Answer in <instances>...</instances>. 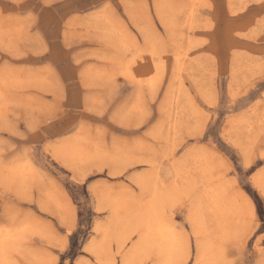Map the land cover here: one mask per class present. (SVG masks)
<instances>
[{
  "label": "rangeland",
  "instance_id": "374dc122",
  "mask_svg": "<svg viewBox=\"0 0 264 264\" xmlns=\"http://www.w3.org/2000/svg\"><path fill=\"white\" fill-rule=\"evenodd\" d=\"M261 215L264 0H0V264H264Z\"/></svg>",
  "mask_w": 264,
  "mask_h": 264
},
{
  "label": "snow or ice",
  "instance_id": "6c2138e0",
  "mask_svg": "<svg viewBox=\"0 0 264 264\" xmlns=\"http://www.w3.org/2000/svg\"><path fill=\"white\" fill-rule=\"evenodd\" d=\"M213 133H209V135H212ZM205 140H207V137H205ZM261 223L264 224V215L260 216ZM262 231H264V228H262Z\"/></svg>",
  "mask_w": 264,
  "mask_h": 264
},
{
  "label": "bare ground",
  "instance_id": "6f19581e",
  "mask_svg": "<svg viewBox=\"0 0 264 264\" xmlns=\"http://www.w3.org/2000/svg\"><path fill=\"white\" fill-rule=\"evenodd\" d=\"M231 211V210H230ZM152 233V232H151ZM166 236H168V234L166 235ZM170 236V235H169ZM161 237V236H160ZM3 238V236L1 237V239ZM166 238V237H165ZM174 238V237H173ZM6 239V238H5ZM162 239V238H161ZM160 239V240H161ZM175 239V238H174ZM3 240V239H2ZM176 240V239H175ZM167 241V240H166ZM169 241V240H168ZM177 241V240H176ZM162 244V243H161ZM164 244H165V242H164ZM160 245V244H159ZM163 245V244H162ZM175 245V244H174ZM173 244H172V246H174ZM171 246V247H172ZM175 247V246H174ZM169 249V248H168ZM170 251V250H169ZM167 252V251H166ZM169 253V252H168ZM168 253H167V256H168ZM204 255V254H203ZM203 255H202V257H203ZM169 258V257H168ZM167 259V258H166Z\"/></svg>",
  "mask_w": 264,
  "mask_h": 264
},
{
  "label": "crops",
  "instance_id": "0c3cea01",
  "mask_svg": "<svg viewBox=\"0 0 264 264\" xmlns=\"http://www.w3.org/2000/svg\"><path fill=\"white\" fill-rule=\"evenodd\" d=\"M118 261V264H121V259L117 260Z\"/></svg>",
  "mask_w": 264,
  "mask_h": 264
}]
</instances>
